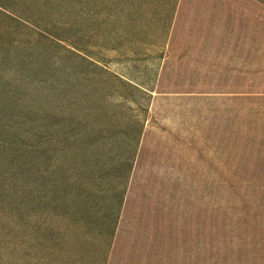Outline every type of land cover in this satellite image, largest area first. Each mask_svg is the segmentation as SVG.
Here are the masks:
<instances>
[{
    "label": "rangeland",
    "instance_id": "1",
    "mask_svg": "<svg viewBox=\"0 0 264 264\" xmlns=\"http://www.w3.org/2000/svg\"><path fill=\"white\" fill-rule=\"evenodd\" d=\"M197 1L0 0V264H264V0Z\"/></svg>",
    "mask_w": 264,
    "mask_h": 264
},
{
    "label": "crops",
    "instance_id": "2",
    "mask_svg": "<svg viewBox=\"0 0 264 264\" xmlns=\"http://www.w3.org/2000/svg\"><path fill=\"white\" fill-rule=\"evenodd\" d=\"M140 238L141 236L130 240L115 238L110 253L108 252V264H197L193 257L184 255V246H181L179 238H163L157 242ZM176 241L181 244H176Z\"/></svg>",
    "mask_w": 264,
    "mask_h": 264
},
{
    "label": "trees",
    "instance_id": "3",
    "mask_svg": "<svg viewBox=\"0 0 264 264\" xmlns=\"http://www.w3.org/2000/svg\"><path fill=\"white\" fill-rule=\"evenodd\" d=\"M219 2L221 3V8L222 9H226L225 13H230L229 16V22H232L234 20H236L238 17L240 18V12L244 11V6L242 2H249V0H225V1H221V0H198L197 3L200 5L201 3L203 4H207L210 5L215 3L214 7H218L220 6ZM223 2H225L226 4H224ZM247 4V3H246ZM215 18H217L215 16ZM214 18V19H215ZM224 19V16H221L220 21ZM50 143H52V140L50 141ZM49 143V144H50ZM48 143L44 142L42 144H36L31 146V152L29 155L33 157V162L35 164H39V159L41 156H48L50 154L49 148L48 146H46ZM39 180H43V177L40 175H35V179H32L33 184L36 185V189L35 191L32 192V195L29 197L27 195H25V193H21L18 196H14L13 198H11L9 201L4 202L6 206H9L11 208H14V211L20 212L26 208H24L23 206H20L18 203V200L22 199L23 201H26L28 198H32V205L34 206V211H43L44 209V199L47 198V192L45 190H43L42 184L39 182ZM58 187V186H57ZM56 189L55 184L53 186V190ZM58 193L54 190L53 193L51 194H55ZM1 200V197H0ZM21 203V202H20ZM22 204V203H21ZM23 205V204H22ZM43 232V231H42Z\"/></svg>",
    "mask_w": 264,
    "mask_h": 264
}]
</instances>
